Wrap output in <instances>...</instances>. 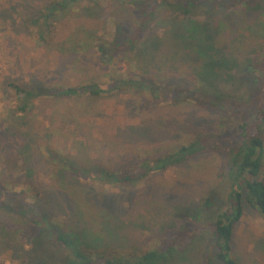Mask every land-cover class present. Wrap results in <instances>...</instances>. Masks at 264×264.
I'll return each mask as SVG.
<instances>
[{"label":"rangeland","instance_id":"1","mask_svg":"<svg viewBox=\"0 0 264 264\" xmlns=\"http://www.w3.org/2000/svg\"><path fill=\"white\" fill-rule=\"evenodd\" d=\"M47 1L0 0V187L5 184L1 198L18 196L28 206L43 203L53 224L87 235L83 246L97 254L138 255L161 249L171 240L177 241L174 264H209L215 254L211 224L219 211L229 207L227 154L236 142L239 118L188 100L158 101L135 88L99 96L41 95L17 111L19 99L9 83L50 88L110 80L103 77L107 68L97 50L90 49L88 59L74 66L75 55L66 51V38L84 40V29L92 28L93 42L99 43L97 38H110L119 22L121 27L128 22L135 28L146 12L132 9L126 0H79L57 16L54 32L42 41L30 21ZM249 1L258 9L257 0ZM205 8L191 19L196 25L211 20L219 45L239 60L241 85H225V94L241 102V113L253 119L263 108L260 97L245 102L258 84L264 92V36L252 19L254 12L247 5ZM157 20L154 16L141 25L143 37L163 38L148 73L182 93L198 83L195 64L184 60L183 49H173L175 42L164 27H156ZM260 134L264 139V120ZM196 138H204L205 149L135 183L108 184L91 178L94 170H131ZM54 155L86 173L64 170ZM61 169L76 180L79 202L70 203L63 193L52 194L51 181L59 179ZM260 177L264 178V157ZM34 193L38 195L32 197ZM210 193L215 201L204 207ZM74 207L80 208V215L72 213ZM242 208L233 227L231 254L239 264H264V215L246 201ZM21 212L0 206V264H63L64 254L41 233L42 225L32 222L33 213Z\"/></svg>","mask_w":264,"mask_h":264},{"label":"trees","instance_id":"2","mask_svg":"<svg viewBox=\"0 0 264 264\" xmlns=\"http://www.w3.org/2000/svg\"><path fill=\"white\" fill-rule=\"evenodd\" d=\"M78 1H47L30 21L31 25L35 26L36 38L47 41L48 36L52 35L51 33L56 28L57 16ZM125 2L134 10L146 11L135 28L129 26L128 22H125L121 27L119 22L116 25V32L111 34L110 38L107 40L97 38L100 40L99 43L93 42L95 30L92 28L84 29V40L79 41L78 37L72 36L66 38V51L75 55L74 66L78 62L81 63L88 59L86 54L90 53V49L97 50L98 58L107 68L103 72V77H109L110 80L99 79L84 84L59 85L50 88L45 84L19 85L9 83L19 99L16 110L24 111L33 99L41 95L56 97L99 96L115 90L135 88L152 95L158 101H164L168 98L181 102L188 100L199 107L220 108L227 110L232 115L235 114L239 118L236 125L237 132L234 135L236 142L230 144L227 154V177L230 187L227 201L229 207L219 211L211 224L215 254L214 259L209 264H216V261H218L217 264H239L231 254V242L234 224L243 213V201L264 215V178L260 177L264 157V139L260 134L264 120V92L261 88L259 89L258 84L256 88L254 87V93L245 102L252 101L256 96L260 97L258 101H261L260 103L263 105L260 114L253 119L244 116L241 113V102L226 97L225 94V85H241L239 60L229 55L230 53L224 51L219 45L216 35L217 29L211 20L196 25L191 19V15L202 8L207 11L206 6L213 8L228 5L230 8H236L247 5L248 9L250 8L254 12L252 19L257 20L260 35L264 36V0H257L258 9L249 6V0H126ZM154 16L158 18L156 27H164L165 33L168 32L172 41L175 42L173 49H183L186 52L184 60L195 64L194 75L198 83L189 89H185L182 93L175 88H169L162 82L158 83L148 73L151 63L156 62V56L159 54L163 38L159 35L143 37L141 25ZM132 28H134L133 32H131ZM163 57V63L167 62L170 53L163 54ZM139 63L142 64V68H138ZM137 68L139 70H135ZM206 146L204 138H196L151 161L141 162L131 170H94L91 178L108 184L135 183L149 172L164 170L169 166L185 161L188 157L205 149ZM53 158H59L64 170L86 173L84 169L78 168V165L75 167L72 161L55 155ZM52 160L54 161V159ZM4 170L3 168L1 171L4 172ZM64 170L59 171V179L51 181L55 188L52 194L63 193L68 197V200H71L70 203H73L74 200L75 203L76 201L79 202L80 198L75 197L78 190L76 180L66 177L67 175L64 176ZM30 183L33 189L35 186L37 188L34 182ZM69 188L71 191L68 190ZM2 189H5L4 183L0 187V190ZM37 195L38 193L31 194L32 197ZM46 197L49 199L48 196ZM36 199L38 198L36 197ZM214 201L215 196L210 193L202 204L204 207H209ZM49 204L47 203V207ZM1 205H7L9 210H20L23 215L33 213L32 222L42 225L44 231L41 233H44V236H49L52 242L58 246L57 249L61 252L60 254H64L65 262L63 264H174L173 258H175V250H177V241L167 240L161 249L152 248L138 255L97 254L98 251H90L88 247L83 246L84 239H88L87 235L85 236L84 233L75 230L67 231L59 225L53 224L49 216L47 217L49 209L42 207L43 203L37 202L34 206H28L23 204L22 198H18V196L7 197L5 200L0 196ZM60 209H62L61 211L64 210L61 204H59ZM79 210L80 208L76 210L75 207L71 209L72 213L76 212L80 215L81 210ZM90 243L94 242L90 240ZM84 245L87 246L88 244L85 243ZM94 254H96L95 257H93Z\"/></svg>","mask_w":264,"mask_h":264}]
</instances>
